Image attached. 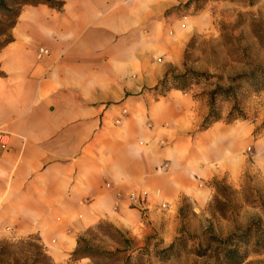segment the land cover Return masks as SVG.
Returning a JSON list of instances; mask_svg holds the SVG:
<instances>
[{"label": "crops", "instance_id": "0c3cea01", "mask_svg": "<svg viewBox=\"0 0 264 264\" xmlns=\"http://www.w3.org/2000/svg\"><path fill=\"white\" fill-rule=\"evenodd\" d=\"M152 1L21 8L0 50V238L38 235L57 264L102 220L172 244L184 198L203 208L213 181L241 176L246 157L230 144L247 134L220 122L199 131V100L153 91L168 72L154 56L179 65L184 49L151 21Z\"/></svg>", "mask_w": 264, "mask_h": 264}, {"label": "rangeland", "instance_id": "374dc122", "mask_svg": "<svg viewBox=\"0 0 264 264\" xmlns=\"http://www.w3.org/2000/svg\"><path fill=\"white\" fill-rule=\"evenodd\" d=\"M33 1L0 0V47L10 38L18 12L26 2ZM157 1L152 2L160 12L151 21L159 24L161 35L184 49L179 65L170 63V51L154 56L158 62L167 56L171 74L167 87L174 84L173 76L186 70L198 72L200 82L183 91L209 110L208 92L216 84L238 86L232 98L218 97L216 108L222 116L218 122L233 124V133L247 134L246 140L235 143L232 138L230 144L239 145L246 162L239 178L222 179L217 188L210 183L214 192L203 208L196 209L192 200L184 198L174 241L182 239L172 249L168 250L171 243L164 242L160 230L141 236L138 231L120 229L102 220L80 235L82 246L88 248V256L80 260L85 264H264V89L234 79L254 66L264 65V0ZM235 100L245 118L228 122ZM121 112L128 115L127 108ZM115 123L120 124L121 118ZM145 225L149 226L146 220ZM146 226L141 225L143 229ZM230 249L236 252L228 254ZM74 262L70 257L63 264Z\"/></svg>", "mask_w": 264, "mask_h": 264}, {"label": "trees", "instance_id": "16d2710c", "mask_svg": "<svg viewBox=\"0 0 264 264\" xmlns=\"http://www.w3.org/2000/svg\"><path fill=\"white\" fill-rule=\"evenodd\" d=\"M40 3H46L50 6L61 10L65 4V0H36L33 2H26L27 5H37ZM190 5L187 3L186 6ZM20 12V11H19ZM18 12V14H19ZM17 14V15H18ZM17 17V16H16ZM15 23V21H14ZM14 23L12 27L14 26ZM13 40L12 34H10V38L0 47H4L7 43ZM3 72L0 70V75ZM170 73L168 72L164 80L161 84L157 85L153 88V91L161 90L163 88L162 93L170 90L171 88L186 90L194 83L200 82L201 74L195 72L193 70H186L180 75L173 76L174 84L170 87H167ZM236 81L244 80L248 82L252 87L256 88L257 90L264 89V65L254 66L250 71L241 73L234 78ZM197 81V82H195ZM239 90V87H235L233 84L229 86H222L221 84H216L215 88L208 92L210 97V109L207 116L202 121L199 131H203L208 129L214 123L221 120L222 116L219 111H217L216 103L218 97H224L226 100L232 98V95H236ZM236 97V96H235ZM236 99V98H234ZM237 100L233 103V108L229 112L230 120H236L239 118H245V114L243 110H240L236 105ZM222 183L220 180H215L212 182L214 187H218V185ZM181 240L182 238H177L170 246L169 249H172L177 240ZM83 238L79 237L78 246L76 250L72 253L71 258L74 261L80 260V258L88 256L86 254L85 248L82 246L81 242ZM231 252H236L234 249L227 250V253L230 254ZM228 254H225L226 256ZM0 264H57L54 262L52 257L46 251L43 243L41 242L39 236L37 235H29L25 237H20L16 241H12L10 239H0Z\"/></svg>", "mask_w": 264, "mask_h": 264}, {"label": "built area", "instance_id": "2783aa9c", "mask_svg": "<svg viewBox=\"0 0 264 264\" xmlns=\"http://www.w3.org/2000/svg\"><path fill=\"white\" fill-rule=\"evenodd\" d=\"M49 54V50L45 47H40L39 48V52L38 55L39 57H43L45 55ZM0 144L2 146V148H6L7 147V138H6V134L5 133H1L0 134ZM132 197H135V194L132 195ZM138 198L140 200H142V197L140 198V196L138 195Z\"/></svg>", "mask_w": 264, "mask_h": 264}]
</instances>
